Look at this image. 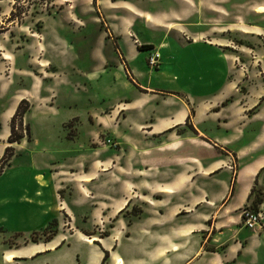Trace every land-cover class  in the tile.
I'll use <instances>...</instances> for the list:
<instances>
[{
    "label": "crops",
    "instance_id": "0c3cea01",
    "mask_svg": "<svg viewBox=\"0 0 264 264\" xmlns=\"http://www.w3.org/2000/svg\"><path fill=\"white\" fill-rule=\"evenodd\" d=\"M84 1L65 71L91 100L60 85L62 98L26 118L31 143L0 134V157L22 150L0 174V264H102L103 251V264H264V219L249 230L240 215L256 196L264 214V86L244 104L243 71L228 80L227 54L195 22L228 21L227 0ZM146 45L160 54L155 70ZM101 136L136 154V179L115 177L117 151ZM13 235L21 242L5 245Z\"/></svg>",
    "mask_w": 264,
    "mask_h": 264
},
{
    "label": "rangeland",
    "instance_id": "374dc122",
    "mask_svg": "<svg viewBox=\"0 0 264 264\" xmlns=\"http://www.w3.org/2000/svg\"><path fill=\"white\" fill-rule=\"evenodd\" d=\"M220 3L224 4L225 2L214 0L213 6ZM226 4L228 6V21H219L218 19V21L195 22L197 24L202 23L207 35L209 34L212 39V43L227 54L229 61L228 80L235 81L236 69L243 71V82L239 81L240 87L238 90L244 94V104H247L250 102L251 97L246 94L250 91L256 95L255 88L264 86V0H227ZM84 6V0H70L69 2L65 0H0V134L6 129L10 131L11 117L19 102L25 100L29 108L22 117L17 115L12 122V126L16 135L22 132L24 135L22 139L31 143L30 129H28L29 138H27L24 131L25 125L29 127L27 122H25L26 118L28 116L33 118L36 113H42L44 103H54L57 97H61L58 90L60 85L73 88L69 79L74 74L65 71V66L74 65L68 63L67 60H72L73 56L79 53L78 50L72 48L76 40L74 35L79 33L78 31L83 28V24L81 23L82 21H78L75 18V13L77 8L80 11ZM256 8H260L262 12L255 13ZM95 22L91 21V23ZM45 33H47L46 35H56L53 42L45 40ZM63 33L65 34L64 36ZM79 43L77 42L76 44ZM217 44H221V47ZM66 49L70 50L63 57V51ZM151 50L153 49L148 51L150 52ZM5 56L7 59H2ZM78 59L79 62L76 61V64L84 65L83 58L79 57ZM146 65L150 70H155L149 67L147 58ZM86 88L85 86H74L73 89H78L85 93V100H91ZM31 106L33 107L32 109ZM254 109L252 108L248 112H252ZM76 110L69 111V114H78ZM84 116L85 114H83ZM20 119L21 127L19 124ZM33 134L37 136V129L35 130L34 127ZM7 138L5 142H7ZM36 140L39 141L40 137H36ZM107 140L111 141L112 139L101 136V144L110 149H115L118 155L117 158H114V162L117 164L116 167L111 168V171L114 169L115 177L117 179L123 178L126 174L132 179H136L139 174L136 154H123L116 141L114 143L117 145L114 148L109 146ZM246 141H248L246 137L241 140L242 143ZM11 145H7V147H12ZM70 146L71 143L63 138V147ZM15 149L12 148L10 161L14 155H21L20 151L22 150H19V148ZM4 163L5 161H0V168ZM17 164L18 161L10 167V170H16ZM118 164H121L122 168ZM130 166H132V169H130ZM108 173L109 169L101 170L100 176H105ZM13 176H16V171H9L4 176V179L7 180ZM253 192L256 194L257 190ZM249 205L251 206L252 203ZM254 209L263 212L259 207ZM139 211V202H136L127 213V216H137ZM261 217L264 219V214H261ZM262 219L260 225L263 222ZM258 227L260 226L254 229ZM105 233L106 231L100 233V236L102 237ZM95 234V236L98 235V233ZM31 238L42 240L46 239L47 236L31 235L28 240H31ZM4 240L5 245L12 246L18 240L21 242V237L13 235L5 237ZM95 241L93 239V242ZM122 244L123 246H128V248L136 247L137 241L136 239H131L124 241ZM125 249L126 247L123 251ZM106 260L107 256L103 263Z\"/></svg>",
    "mask_w": 264,
    "mask_h": 264
},
{
    "label": "trees",
    "instance_id": "16d2710c",
    "mask_svg": "<svg viewBox=\"0 0 264 264\" xmlns=\"http://www.w3.org/2000/svg\"><path fill=\"white\" fill-rule=\"evenodd\" d=\"M149 48H151V46H141V47H139V50H146V49H149ZM28 103H27V101H25V100H21L20 102H19V104H18V106H17V108H16V110H15V112H14V114H13V116L11 117V125H10V134H9V136H8V138H7V142H8V144H13V143H19L20 141H21V139L24 137V135L22 134V132L19 134V135H16L15 133H14V130H13V126H12V122L14 121V119L17 117V115H21V117H22V115L24 114V113H26V111L28 110ZM188 120H189V117L187 118V122H188ZM19 124H20V127H21V119L19 120ZM29 127L27 126V125H25L24 126V131H25V135L27 136V138H29ZM12 157V148L11 147H6L5 148V150H4V153H3V155H2V157L0 158V161L2 160V161H5V163L3 164V166L0 168V174L3 172V169L5 168V166H7L8 164H9V161H10V158ZM257 197L258 196H256L254 199H253V201H252V205L250 206V208L252 209V210H254V211H257V210H255L254 208L255 207H257V205L258 204H260L261 203V199H257ZM49 234V235H51V234H53V231L52 230H50V231H44L43 232V235H46V234ZM48 235V236H49ZM46 240V239H45ZM31 241L32 242H35L36 240H34V239H32L31 238ZM106 256H107V253L106 252H104V257H103V259H102V263H103V261L105 260V258H106Z\"/></svg>",
    "mask_w": 264,
    "mask_h": 264
},
{
    "label": "built area",
    "instance_id": "2783aa9c",
    "mask_svg": "<svg viewBox=\"0 0 264 264\" xmlns=\"http://www.w3.org/2000/svg\"><path fill=\"white\" fill-rule=\"evenodd\" d=\"M160 61V55L159 52L156 50H151L148 53L147 56V63L150 68L156 69V67L159 65ZM108 144L110 147H116V143H114L113 140H107ZM241 219H242V224L245 228L249 230H253L255 227L260 226L261 222V213L259 211H254L250 208L249 205L244 206L241 208Z\"/></svg>",
    "mask_w": 264,
    "mask_h": 264
},
{
    "label": "bare ground",
    "instance_id": "6f19581e",
    "mask_svg": "<svg viewBox=\"0 0 264 264\" xmlns=\"http://www.w3.org/2000/svg\"><path fill=\"white\" fill-rule=\"evenodd\" d=\"M255 12H256V13H261L262 10H261L260 8H257V9L255 10ZM2 59L5 60V59H7V57L5 56V57H3ZM12 107H13V105H12ZM7 114H8V113H7ZM88 242H89V243H92L93 240H89ZM6 260H7V262L10 261V260H11V257H10V256H7ZM116 264H119V260H117Z\"/></svg>",
    "mask_w": 264,
    "mask_h": 264
}]
</instances>
